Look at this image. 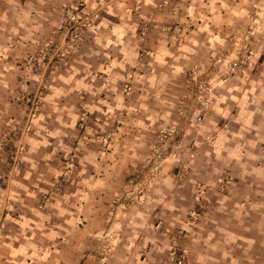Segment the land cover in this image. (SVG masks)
I'll return each instance as SVG.
<instances>
[{"label": "rangeland", "instance_id": "374dc122", "mask_svg": "<svg viewBox=\"0 0 264 264\" xmlns=\"http://www.w3.org/2000/svg\"><path fill=\"white\" fill-rule=\"evenodd\" d=\"M22 1L24 4L28 2ZM69 3L54 7L56 10L51 9L50 14L56 20L54 25H51L53 31L35 52L19 54L22 55L20 58H17L16 54H8L6 57L0 55V220L5 222L8 217L19 218L22 206L18 202L17 192L21 190L30 191V195L23 197L27 205L48 215L50 205H55V209H58V206H67L71 212L74 209L72 197L67 202L64 197L81 189L85 198L83 205L98 201L96 203H99L102 209L101 215L105 217L102 220L109 227L106 234L93 244L85 243L87 239H82V251L79 254L76 253L78 247L73 245L74 236L71 234L72 244L60 249L63 264H177L176 260L181 255L185 257V264H191L187 245L190 235L213 214L204 197L212 190L219 195L232 196L230 187L233 179L230 172L233 166L222 163L218 167L216 172L219 177L214 187L199 179L204 167L200 164L202 147L205 146L203 141H215L217 134L211 133L207 137L199 135V145L192 141L196 138L193 130L199 131L204 127L212 109L202 121L196 120V113L187 112L193 102H190V105L187 102L189 108L186 106L181 112L183 98L188 94L195 98V91L188 87L187 81L191 71L197 70L204 80L210 82L213 107L219 83L231 81L236 77L243 79L239 84H231L229 87L240 90L243 98L248 99H244L242 105L232 106L230 115L220 119L216 129L240 123L244 127V147L249 148L243 152L250 151V155L259 158L260 166L264 165V144L261 143L262 147L247 145L251 136L259 135V139L264 141V133L251 131L252 124L264 125V68L260 67V64L264 66V33L257 40L260 41L263 57L260 62L254 61L255 39L258 32L264 28V4L262 9L255 7L250 11L248 21L239 26V31H234L221 45L222 49L210 57V64H194L184 71L185 91L178 97L174 116L164 127L149 132L147 144L141 150V159H137L134 164L125 167L121 164L112 169L114 174L104 181L97 174L102 172L100 169L97 171L98 162L101 160L100 153L109 151L114 140V153L122 156L121 142L131 136L122 133L126 119L114 111L112 106L104 105L106 102L96 101L92 90L96 89L98 84L93 88L91 80L96 79L95 84L99 80L106 82L107 79H114V82L118 83V89L115 87L112 91L119 90L120 95L125 98L138 96L142 91L139 85L142 64L145 58L148 60L153 55L147 53L152 31H157V34L167 32L169 41L173 46L176 45V48L184 45V38L193 32L195 25L186 11V8L190 9V2L187 0H165L173 14L171 22H145L137 16L136 8L133 10L136 20L131 21L132 39L137 48V52L131 53L130 62L133 63L127 68L109 69L112 65L107 61V49L96 42L95 34H91L92 28L100 22L99 16L95 11L87 10L86 5L75 6ZM69 11L74 14V20L68 17ZM250 33L249 47L253 58L244 64L242 55L244 47L248 44L246 36ZM176 50L181 52L178 48ZM237 60L240 67L233 73L226 71ZM250 94H257V100L250 101ZM99 107L109 108L110 111L102 113L96 110ZM251 107L259 108L263 113L258 117H251ZM238 112L243 115L237 116ZM174 125L181 129L185 142L180 147L163 148L159 139L161 131ZM156 151H159L163 166L160 174L153 176L151 167L158 157L155 156ZM223 151L227 152L229 149ZM138 172H141L146 179L145 183L150 187L141 198L136 199L138 192L130 190L129 180ZM164 182L173 186L171 191H183V203L191 204L184 225L173 234L172 231H166L174 237L169 239V244H165L169 259L161 256L162 252L158 249L161 242L159 243L158 237H154L147 245L134 247L132 252L141 254L138 258L130 257L133 255H121V245L117 239L129 230V212L132 208L141 206L153 189L160 193ZM191 186L195 188L193 195ZM171 191L168 196L160 193L163 201L159 206H164V210L171 202ZM158 214L160 211L157 206L149 221L163 222L164 219H159L160 216L156 217ZM55 217L58 220V217ZM83 225L80 223V226ZM5 228L8 229V222L6 225L0 224V232ZM145 235L149 236V233L145 232ZM111 238L115 240L110 241Z\"/></svg>", "mask_w": 264, "mask_h": 264}, {"label": "crops", "instance_id": "0c3cea01", "mask_svg": "<svg viewBox=\"0 0 264 264\" xmlns=\"http://www.w3.org/2000/svg\"><path fill=\"white\" fill-rule=\"evenodd\" d=\"M187 1L190 2V9L186 8V11L193 19L195 29L186 35L184 45L176 48L169 41L167 32L157 34V31H152L147 53L153 55L148 60L145 58L142 64L139 83L142 91L138 96L125 98L120 95L119 90L112 91L115 87L118 89V83L114 79H107L106 82L99 80L95 84L96 79L91 80L93 88L98 84L92 90L96 101L106 102L104 105L112 106L114 111L120 113L126 119L122 133L131 136L121 142L122 156L114 153V140L109 151L100 153L97 171L100 169L102 172L97 174L102 177L101 180H109L114 174L112 169L119 165L125 167L141 159V150L147 144L149 132L164 127L174 116L178 97L185 91L184 71L194 64H210V57L222 49L221 45L234 31H239V26L248 21L250 11L255 7L262 9L264 4V0ZM67 3L86 5L87 10L95 11L99 16L100 22L92 28L91 34H95L96 42L107 49V61L112 65L109 69L127 68L133 63L130 62L131 53L137 52L131 33V21L136 20L133 10L138 8L137 16L145 22H171L173 19L171 8L165 4V0H28L25 4L22 0H0V55L6 57L8 54H16L20 58L22 55L19 54L35 52L53 31L51 25L56 20L50 14L51 9L56 10L60 4ZM258 33L254 44L256 62H260L264 56L261 54L260 41L257 42L264 33V28ZM260 67L264 68L261 64ZM241 80L243 79L236 77L219 83L210 118L201 130H193L196 138L192 141L198 145L201 140L199 135L207 137L211 133L217 134L215 141H203L205 146L202 147L200 164L204 167L199 179L212 187L216 186L219 177L216 171L224 163L233 166V172H230L233 180L231 197L219 195L215 190L204 197L213 214L190 235L187 245L191 264H264V165L260 166L259 158L250 155V151L243 152L249 148L244 147V127L240 123L216 129L217 122L230 115L232 106L242 105L244 99H248L243 98L240 90L229 87L231 84H239ZM249 96L250 101L257 100L258 97L257 94ZM97 109L102 113L110 111L109 108ZM238 113L237 116L243 115ZM260 113L263 111L251 107V117H258ZM251 127L252 132L264 133V125L252 124ZM261 143L264 144V141L258 135L251 136L247 145L258 147ZM172 187L164 182L160 193L168 196ZM194 189L193 187L191 190L192 195ZM155 190H152L141 206L132 208L129 212V230L117 239L120 241L121 255L138 258L141 254L132 252L134 247L147 245L154 237H158L161 256L169 259L165 244H169V239L174 237L166 231H172L173 234L184 225L191 204L183 203V191L172 190L171 202L164 210V206H159L163 198ZM26 194L30 195V191L17 192L18 202L22 206L19 218L8 217L5 222L0 220V224L6 225L8 222V232L6 228L0 232V264H57V261L58 264H63L60 249L72 244L71 234L74 236L73 245L78 247L76 253L79 254L82 251V239H87L85 243L93 244L108 231L109 226L102 220L105 217L101 215L102 209L96 203L98 201L84 206L82 202L85 198L81 189L64 197L65 202L72 197L74 209L71 212L67 206L55 209V205H50L48 215L27 205L23 199ZM157 206L160 214L156 217L160 216L159 219H164L163 222L149 221ZM80 223L84 224L83 227ZM114 240L115 238H111L110 241Z\"/></svg>", "mask_w": 264, "mask_h": 264}, {"label": "built area", "instance_id": "2783aa9c", "mask_svg": "<svg viewBox=\"0 0 264 264\" xmlns=\"http://www.w3.org/2000/svg\"><path fill=\"white\" fill-rule=\"evenodd\" d=\"M68 17L70 19L74 20V14L69 11L67 13ZM67 16H64V18ZM251 39V33L247 34L246 40L248 41V44L244 47V53H243V63L246 64L250 62L253 58V53L251 51V47H249V43ZM239 60L233 62L229 68L226 69V71L233 73L239 68ZM188 87L195 91L193 98L190 94H188L187 97H184L183 105L181 106V112L183 111V108H186V103L193 102V105L191 108H189V105L187 106L188 113L190 114H197L196 120L202 121L205 120L206 117L210 114L211 111V105H212V85L207 80H204L201 76V74L197 70H192L190 73V76L188 78ZM161 144L164 146L163 148H169V147H180L185 142V136L182 135V131L179 128L178 125L170 126L167 128H164L161 131L160 137H159ZM159 151H156L155 156H158L157 159L154 160L153 165L151 167V173L153 176L159 175L162 166L163 161L160 159L161 156L158 154ZM130 190H134L135 192H138V195L136 199L141 198V195L149 190V185H147L146 179L143 177L141 172H138L134 174L130 180ZM177 264H185V257L184 255H181L177 258Z\"/></svg>", "mask_w": 264, "mask_h": 264}]
</instances>
